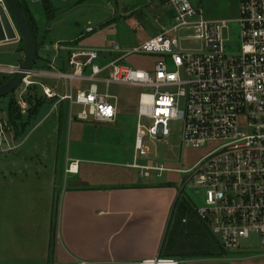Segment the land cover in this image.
<instances>
[{
	"label": "built area",
	"instance_id": "1",
	"mask_svg": "<svg viewBox=\"0 0 264 264\" xmlns=\"http://www.w3.org/2000/svg\"><path fill=\"white\" fill-rule=\"evenodd\" d=\"M149 1L171 13L168 26L156 35L103 63H98L100 52L94 49L59 43L53 49L60 67L51 62L45 72L33 66L21 82L23 91L39 85L44 100L55 105L67 102L71 111L76 106V114H70L73 119L112 123L117 98L110 93L111 85L141 89L132 163L125 167L140 178L179 174L177 190L183 194L190 188L202 195V205L193 207L196 216L224 251L241 249L252 235L264 247V0H239L235 20L205 19L190 0ZM229 22L238 25L236 47L224 35ZM92 31L85 28V34ZM117 51L113 44L108 53ZM136 55L152 57L150 67L118 65ZM19 66L0 65V76L10 79ZM26 100L16 102L20 114L28 111ZM172 121L182 125V148L210 150L187 169L166 167L147 146L163 142ZM13 127L0 116V152L17 148L15 139H7ZM73 163L65 174H72ZM183 262L155 257L138 264Z\"/></svg>",
	"mask_w": 264,
	"mask_h": 264
},
{
	"label": "rangeland",
	"instance_id": "2",
	"mask_svg": "<svg viewBox=\"0 0 264 264\" xmlns=\"http://www.w3.org/2000/svg\"><path fill=\"white\" fill-rule=\"evenodd\" d=\"M48 1L55 16L50 21L45 16L42 0L23 2L38 25L37 44L40 47L36 54L39 59L35 61L34 68L43 69L41 71L45 72H49L46 71L50 65L48 62L56 55L53 47L59 43L76 42L80 47L98 50L100 51L98 63L109 62L113 58L121 57L129 48L156 35L162 27H167L171 16L169 8L153 4L149 0ZM190 2L202 10L205 19L235 20L239 17V0H190ZM0 3L3 4L2 1ZM89 26L93 31L85 34V28ZM224 31L225 37L230 39V46L236 47L239 44L238 25L229 22ZM113 44L117 46L118 51L109 54L108 51ZM22 54L24 48L20 38L1 43L0 65H20ZM152 61L150 56L136 55L125 58L118 65L145 70L150 67ZM53 67H60L59 62L54 61ZM75 85L78 83L75 82ZM19 86L12 94L0 98V116L8 118L7 107L11 100L16 103L19 100L23 101L24 98L26 100L31 95L32 90L23 91V85ZM34 86L36 95L43 100L39 85ZM141 92L142 90L137 87L111 85L110 93L117 98V116L112 124L94 122L89 124L76 120L68 123V119L71 120L72 117L66 113L65 120H59L57 111L61 103L55 105L47 101L42 103L35 116H29L28 111L26 114H20L21 118L15 125L18 138L14 135L15 127L7 132V139L9 141L15 139V144L19 147L0 152V176L5 180L0 184V191L4 194L10 189L11 181L23 194L19 195L18 191L11 197L0 195V264H23L22 261L25 262V259L22 256L36 255L37 253L32 251L36 237L40 242L35 241V245L39 244L41 248L45 245L46 264L48 261L49 264H54L50 263L48 252L50 225H54L55 228L61 192L66 190L70 183L67 178L64 180L62 173L67 157L71 160L81 159L80 176H88L92 185L116 182L120 184L135 179L137 171L124 166L132 163L136 107ZM114 101L111 100L112 103ZM32 104H28L27 109ZM65 104L67 111L68 104L67 102ZM77 111L78 108L74 107L73 114ZM181 127L180 122L172 121L168 126L170 135L163 142L147 144L151 154L157 153L156 160L171 169H187L210 152L209 148H182ZM6 148L4 145L3 149ZM71 170L77 171L75 163ZM179 179V174L165 172L158 178L152 173L151 177L143 181L155 182V185L172 189L177 187ZM11 191L15 192V189ZM182 197L189 201L192 207L199 208L202 205V195L194 189H184ZM30 206L33 208L36 206L40 212L48 214V226L43 224L45 214L40 216V219L36 217L33 219ZM10 216L13 219L17 218V223L21 226L19 230L16 229L15 238L14 235L5 232ZM45 234L48 236L46 243L43 244ZM10 237L12 239H9ZM11 240L16 244H12L13 247ZM207 240L210 248L207 250L214 255L203 258L205 261L200 264H264V247L256 242L254 235L241 243V249L233 252L223 251L213 237L207 236ZM25 241L27 243H23Z\"/></svg>",
	"mask_w": 264,
	"mask_h": 264
},
{
	"label": "crops",
	"instance_id": "3",
	"mask_svg": "<svg viewBox=\"0 0 264 264\" xmlns=\"http://www.w3.org/2000/svg\"><path fill=\"white\" fill-rule=\"evenodd\" d=\"M42 46L44 48L43 43ZM54 61L59 62L57 55L47 62L50 64ZM65 106L66 104H60L58 107L59 120H65L66 114L73 113L76 107L73 106L71 111L68 104L65 111ZM73 120H75L73 117L71 120L68 119V123H72ZM80 160L78 158L71 160L67 157L63 167L64 180L67 178L70 183L68 188L61 192L55 228L54 225H50L51 238L48 249L50 263L138 264L155 257H176L184 261L181 264H200L205 261L203 258L212 256L207 250L209 246L207 236L212 237L210 230L197 218L196 213L190 218L183 219L180 225L172 219L179 195L177 187L171 189L155 185V182H145L143 180L148 178H140L138 172L135 179L126 183L92 185L88 176H80ZM73 162H77V171L65 174V168ZM3 182L5 180L0 176V184ZM9 183L11 188L4 194L0 191V195L11 197L18 191L19 195H23L19 187L13 185L11 181ZM11 189H15V192ZM189 205L192 207L190 203ZM30 209L33 219L35 217L40 219V216L45 214L43 224L48 226L47 213L40 212L36 206L34 208L30 206ZM15 219L10 216L5 226L7 229L5 232L14 235V238L16 229L19 230L21 227L17 223V218ZM174 227L180 229L178 233ZM170 233H174V237H170ZM47 236L45 234L42 239L43 244L46 243ZM36 238L35 241L39 243L40 239ZM11 241H13L11 247L12 244L16 245L14 240ZM35 241L32 251L37 254L22 256L25 259V262L22 261L23 264H46L45 245L41 248L39 244L35 245Z\"/></svg>",
	"mask_w": 264,
	"mask_h": 264
},
{
	"label": "water",
	"instance_id": "4",
	"mask_svg": "<svg viewBox=\"0 0 264 264\" xmlns=\"http://www.w3.org/2000/svg\"><path fill=\"white\" fill-rule=\"evenodd\" d=\"M2 2L4 6L0 5V43L20 38L23 43L24 58L19 66L20 71L0 85V98L7 97L19 87L26 77L25 74L34 66L37 52V39L17 0H2Z\"/></svg>",
	"mask_w": 264,
	"mask_h": 264
},
{
	"label": "trees",
	"instance_id": "5",
	"mask_svg": "<svg viewBox=\"0 0 264 264\" xmlns=\"http://www.w3.org/2000/svg\"><path fill=\"white\" fill-rule=\"evenodd\" d=\"M17 2L19 4L24 16H26V18L29 22V25L32 28L33 34L37 39V24H36L35 20L30 15V12L27 9L26 5L23 3L24 0H17ZM42 2H43V6H44L45 16H47V20L50 21L55 17L52 13V7L50 4V1L42 0ZM39 47L40 46L38 44H36L37 50L39 49ZM35 56H36L35 61H37L39 59V56L37 54H35ZM7 80H9V78L2 76L0 78V85L5 83ZM34 87L35 86L33 85L32 87L28 88L29 90H32V92L30 91L31 95L27 98L26 101L28 102L29 105H31L33 102L32 106L28 109V115L29 116H33L37 112L38 108L42 105V103L46 101L44 99L42 100V99L38 98V96L36 95V92H35L36 88L34 89ZM47 102H51V101H47ZM7 108H8L7 109V113H8L7 115H8L9 124H10V126L15 127L17 120H19L21 118V115H20L19 110H18V106L16 103H13L11 100V102ZM16 131H17V128L15 127L14 135H15V137L18 138V134H16ZM193 215H195V210L190 207L189 203L182 197V194L179 193L178 199H177L175 206H174V213H173L172 219H174L180 225L183 219H185L186 217L190 218ZM174 229H175L176 233H178V230H180L178 227H174ZM174 233H170V237H174V235H175ZM211 255L213 256L214 254H211Z\"/></svg>",
	"mask_w": 264,
	"mask_h": 264
},
{
	"label": "bare ground",
	"instance_id": "6",
	"mask_svg": "<svg viewBox=\"0 0 264 264\" xmlns=\"http://www.w3.org/2000/svg\"><path fill=\"white\" fill-rule=\"evenodd\" d=\"M0 1H2V0H0ZM0 5L4 6L2 3H0Z\"/></svg>",
	"mask_w": 264,
	"mask_h": 264
}]
</instances>
